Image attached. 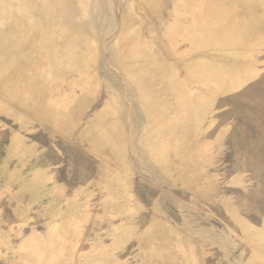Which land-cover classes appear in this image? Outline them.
Segmentation results:
<instances>
[{
    "label": "rangeland",
    "instance_id": "obj_1",
    "mask_svg": "<svg viewBox=\"0 0 264 264\" xmlns=\"http://www.w3.org/2000/svg\"><path fill=\"white\" fill-rule=\"evenodd\" d=\"M0 264H264V0H0Z\"/></svg>",
    "mask_w": 264,
    "mask_h": 264
}]
</instances>
